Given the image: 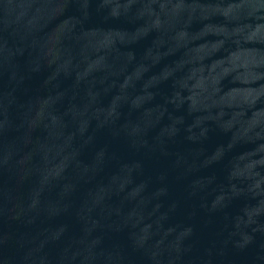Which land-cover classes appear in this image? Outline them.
I'll return each mask as SVG.
<instances>
[{
  "label": "water",
  "instance_id": "1",
  "mask_svg": "<svg viewBox=\"0 0 264 264\" xmlns=\"http://www.w3.org/2000/svg\"><path fill=\"white\" fill-rule=\"evenodd\" d=\"M0 264H264V0H0Z\"/></svg>",
  "mask_w": 264,
  "mask_h": 264
}]
</instances>
